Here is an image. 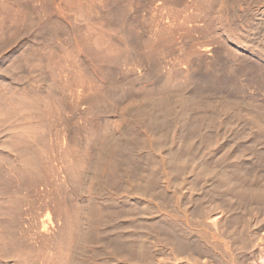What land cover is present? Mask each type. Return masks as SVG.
Listing matches in <instances>:
<instances>
[{
  "label": "rangeland",
  "instance_id": "obj_1",
  "mask_svg": "<svg viewBox=\"0 0 264 264\" xmlns=\"http://www.w3.org/2000/svg\"><path fill=\"white\" fill-rule=\"evenodd\" d=\"M263 192L264 0H0V264H261Z\"/></svg>",
  "mask_w": 264,
  "mask_h": 264
},
{
  "label": "bare ground",
  "instance_id": "obj_2",
  "mask_svg": "<svg viewBox=\"0 0 264 264\" xmlns=\"http://www.w3.org/2000/svg\"><path fill=\"white\" fill-rule=\"evenodd\" d=\"M35 150V149H34ZM34 152V151H33ZM29 153V152H28ZM27 158V157H26ZM32 159V158H31ZM28 162V161H27ZM39 165V164H38ZM11 168V167H10ZM40 168V167H39ZM26 170V169H25ZM25 173V172H24ZM31 176V175H30ZM39 179V178H38ZM35 182V181H34ZM254 187V186H253ZM259 190V189H258ZM258 193V192H257ZM264 193V192H263ZM16 197V196H15ZM259 197V196H258ZM262 197V196H261ZM186 248V247H185ZM261 264H264V258L262 257L261 259Z\"/></svg>",
  "mask_w": 264,
  "mask_h": 264
}]
</instances>
